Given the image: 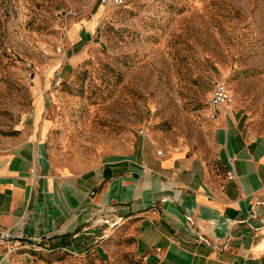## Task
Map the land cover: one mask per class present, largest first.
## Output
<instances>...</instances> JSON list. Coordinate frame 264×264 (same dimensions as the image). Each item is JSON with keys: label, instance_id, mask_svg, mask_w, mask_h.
Here are the masks:
<instances>
[{"label": "rangeland", "instance_id": "374dc122", "mask_svg": "<svg viewBox=\"0 0 264 264\" xmlns=\"http://www.w3.org/2000/svg\"><path fill=\"white\" fill-rule=\"evenodd\" d=\"M216 84L224 107L264 119V0H0V139L46 103L94 131L63 132L68 152L118 138L100 131L121 122L204 145ZM94 221L96 243L47 264H137L120 221Z\"/></svg>", "mask_w": 264, "mask_h": 264}, {"label": "crops", "instance_id": "0c3cea01", "mask_svg": "<svg viewBox=\"0 0 264 264\" xmlns=\"http://www.w3.org/2000/svg\"><path fill=\"white\" fill-rule=\"evenodd\" d=\"M42 105L0 139V264L92 245L104 217L137 264H264V119L230 104L195 147L121 122L100 131L118 138L68 152L65 133L94 131Z\"/></svg>", "mask_w": 264, "mask_h": 264}, {"label": "built area", "instance_id": "2783aa9c", "mask_svg": "<svg viewBox=\"0 0 264 264\" xmlns=\"http://www.w3.org/2000/svg\"><path fill=\"white\" fill-rule=\"evenodd\" d=\"M228 102L229 96L227 90L222 84H216L212 88L210 96L206 102L209 113L208 118L213 120ZM3 236L5 237V235Z\"/></svg>", "mask_w": 264, "mask_h": 264}, {"label": "water", "instance_id": "95a60500", "mask_svg": "<svg viewBox=\"0 0 264 264\" xmlns=\"http://www.w3.org/2000/svg\"><path fill=\"white\" fill-rule=\"evenodd\" d=\"M7 239H8L7 237H3V236H1V234H0V240H2V241L5 242V241H7Z\"/></svg>", "mask_w": 264, "mask_h": 264}]
</instances>
